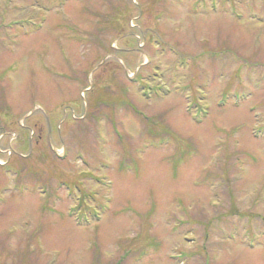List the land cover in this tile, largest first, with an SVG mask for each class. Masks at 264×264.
I'll list each match as a JSON object with an SVG mask.
<instances>
[{"label": "rangeland", "instance_id": "374dc122", "mask_svg": "<svg viewBox=\"0 0 264 264\" xmlns=\"http://www.w3.org/2000/svg\"><path fill=\"white\" fill-rule=\"evenodd\" d=\"M0 264H264V0H0Z\"/></svg>", "mask_w": 264, "mask_h": 264}]
</instances>
